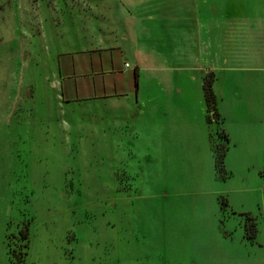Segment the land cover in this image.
Returning <instances> with one entry per match:
<instances>
[{"label": "rangeland", "instance_id": "1", "mask_svg": "<svg viewBox=\"0 0 264 264\" xmlns=\"http://www.w3.org/2000/svg\"><path fill=\"white\" fill-rule=\"evenodd\" d=\"M129 6H155L158 15L160 6H249L254 18L237 30L206 27L204 15L200 26L175 22L170 45L183 53L167 63L186 70L137 68L139 93L112 97L122 102L113 108L103 98L74 100L61 89L72 82L64 76L71 60L93 70L112 54L116 70L133 65L132 38L120 37L132 26ZM262 6L0 0V264H264ZM151 23L137 21L133 37L159 54L163 27ZM119 43L122 52L104 49ZM200 73L215 94L202 128L194 100L184 114L161 106L178 85L197 100Z\"/></svg>", "mask_w": 264, "mask_h": 264}, {"label": "crops", "instance_id": "2", "mask_svg": "<svg viewBox=\"0 0 264 264\" xmlns=\"http://www.w3.org/2000/svg\"><path fill=\"white\" fill-rule=\"evenodd\" d=\"M161 7V13L158 15V11L160 9H157L155 6H129L128 15L126 18H128V23L131 26V28L128 25L127 33L121 32L120 37L123 36V40L125 41L127 37L132 38V42L130 41L128 46H130V50L135 53L133 56V65L129 67L130 65L126 63V67L130 68L131 74H124L126 73L125 69L116 70L114 67V57L112 54L109 55H100L98 57V60L96 62L97 67L92 69L86 68V63L79 61L75 63L73 60H71V72H68L67 69L64 70V76L66 79L71 80V84H64L62 81L61 89H64L65 92H68L69 94H72L74 100H85V99H94V98H103L104 107L113 108L115 106L122 105L121 101H116L115 99H112V97L120 96V95H128L129 93H139L140 90V83L137 80V78L134 76V70L141 66H150L154 65L157 66L162 71H165L167 73L172 72L173 69H177L179 75V70H186L183 65H177V66H171L169 67L167 60L173 59V56L180 55L183 52L179 51V48H176L177 51H173L172 44L170 45V41L174 38L173 37V30L171 29L172 24L176 22V24H182V21L186 18L193 19L195 23L199 22L198 25L200 26L202 15L205 17L206 27H215V26H223L227 25L228 28H243L246 27V24H248V20L250 19V13H249V6H204L205 8L200 9V6H160ZM264 6H262V11L264 13ZM133 8V9H132ZM144 10L142 11L141 15H135L133 14L132 10L136 9ZM202 10V11H201ZM190 11H192V14L190 15ZM186 12L189 14L187 15ZM203 13V14H202ZM191 17V18H190ZM254 18V15L251 16ZM262 17H264L262 15ZM137 21H141L144 23V25L141 24V26H151L153 25V21H160L159 25H162L163 30L161 33L162 37V43H166V51L162 50L158 53L153 52L154 49L150 48V46L145 45H139L136 41V38L133 37L134 34H136V28L138 24H136ZM205 22L203 21V26H205ZM140 26V25H139ZM134 28V29H133ZM131 30V31H130ZM178 35L180 34V30L177 31ZM179 38V36H177ZM134 45H133V44ZM132 45V46H131ZM170 45V46H169ZM169 46V47H168ZM123 46L119 43L115 45L114 47L108 46L104 47V49H111L116 50L118 52L123 51ZM90 50V49H88ZM159 63H157L156 61ZM143 61V65L142 62ZM95 64L93 62H90V64ZM206 66V65H205ZM89 67V66H88ZM205 70L209 67H203ZM261 69H264V66H260ZM137 71V70H136ZM204 71V70H203ZM202 71V73H203ZM202 73H200V77L194 81V89L197 94V100L194 98V95L191 92H186L184 89L180 90V85L175 90L176 93L172 92L171 94L177 95V98H173L169 100V93L168 96L166 94V91H164V95H162L161 99V106H164L165 108H169L172 105L174 107L180 108L181 113L184 114L185 107L188 106V104H191V101L194 100V102L198 106V117L196 119L197 124L196 127H204V124L206 123V114L208 113V110L205 109V97L203 93L202 88ZM139 74V73H137ZM135 78L136 82L135 83ZM192 81V80H191ZM73 83V84H72ZM182 91V92H181ZM76 92H84L83 97H78L76 95ZM171 92V91H170ZM92 94V95H91ZM94 94V95H93ZM186 95H189L190 97H193L190 100L186 99ZM168 97V98H167ZM68 99V97H67ZM186 99V100H185ZM136 102H138V98L136 99ZM187 105V106H186ZM137 106V105H136ZM139 106L141 107V104L139 103ZM140 112V109H139ZM219 117L223 116V114L218 111ZM183 118V116H182ZM222 118V117H220ZM184 119H187V117H184ZM194 121L187 120L186 123L188 124V127H192L193 124H190ZM168 123V122H167ZM176 123L177 125L180 124Z\"/></svg>", "mask_w": 264, "mask_h": 264}, {"label": "trees", "instance_id": "3", "mask_svg": "<svg viewBox=\"0 0 264 264\" xmlns=\"http://www.w3.org/2000/svg\"><path fill=\"white\" fill-rule=\"evenodd\" d=\"M134 76L135 77L137 76L136 70H134ZM135 83H137L136 82V78H135ZM211 83H212V78L205 79L204 82H203V93H204V97H205L206 106L208 107V109H207L208 111H213L211 108L215 107L214 106L215 105L214 104V102H215V94L212 91ZM213 115H214L215 118H219V114L216 111L213 112ZM222 138L225 139V140L227 139V135H226L225 132H224ZM222 146H224V145H220V146L219 145H216L215 146V149L220 148ZM224 152H225V149H224V151H222L220 153L219 158L216 159V165H217L218 159H219V161H220V163L222 165V160H223ZM216 156H217V153H216ZM250 226L252 228L249 229L248 237L249 236H252V234H253V223L250 224Z\"/></svg>", "mask_w": 264, "mask_h": 264}]
</instances>
